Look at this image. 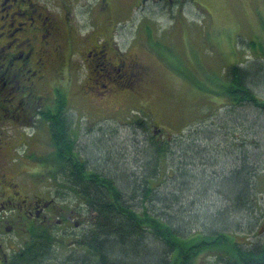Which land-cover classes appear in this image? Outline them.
<instances>
[{"label":"trees","instance_id":"1","mask_svg":"<svg viewBox=\"0 0 264 264\" xmlns=\"http://www.w3.org/2000/svg\"><path fill=\"white\" fill-rule=\"evenodd\" d=\"M105 1L106 3L104 0H97L95 8L91 11L94 34L90 43L99 50L104 49V57H98L94 62L87 55L80 57L79 50L89 42L88 39H76L72 50L78 55L59 57L55 72L57 74L50 81L53 87L49 92L51 95L44 94L43 110L36 109V115L43 123L44 129L43 135H40L43 145L40 147L38 159L41 158L43 168L52 169L53 180H58L59 186L68 189L76 201L73 204L65 200V197L60 200L58 192L54 195L52 192H46L43 196L52 200L51 203L56 208L59 206L58 218L68 223L69 231L62 226L57 229L56 223L39 227L40 231L29 227L26 241L17 248L18 255L8 264H264V240H258L256 243H249L247 239L236 240L237 235L231 231H236L239 226L233 223L234 230H227L229 224L226 226L225 221L228 213L225 210L217 211L215 220L214 216L207 218L208 225L211 224L203 229L188 228V222L186 223L184 218L172 216L169 194L164 192L168 188L165 180L169 178L166 175L169 174L171 164L169 155L175 152L172 149L178 143L176 139L183 140L193 134L197 135V132L193 129V123L183 127L177 138L168 135L164 138L162 128L159 132L155 126L150 129L148 124L152 122L154 125L155 122L149 107H154L153 98L156 96H153L154 90L149 84L154 82L155 77H150L149 66L140 62L142 59L137 51L128 49V54L123 56L116 51L113 35L124 21L121 13L118 12L121 18L116 17L114 0ZM152 1L132 0L128 7L130 12L132 8L147 10ZM155 1V10L160 13H165V6L174 2L169 0L165 4L163 0ZM260 21L263 27L264 15L260 17ZM143 28L145 31L153 30L150 26ZM150 32L147 33L149 39H145L143 43L157 52V47H163L164 43L156 32V37ZM261 41L258 36H252L247 43L240 42L251 51L253 61L258 60L261 66H251V62L247 66H243L242 62L233 63L223 67L216 75V81H213L216 85L214 94L224 98L221 105L225 116L223 122H230L232 119L226 124L231 127L232 137L245 138L243 134L246 130L244 135L254 138L252 144L255 142L257 150L260 148V138H257L254 132L255 121L249 123L246 120L242 124H233L232 115L240 117L241 108L246 107L250 108L254 115L261 117V120L264 118V97L257 95L251 86L255 83H259L256 84L258 86L264 84V42L262 41V44ZM165 46L168 48L167 44ZM153 51L149 49L148 52ZM138 64L145 68L139 67ZM81 72L86 73L84 81L80 80ZM48 73L50 70H47L45 75L48 76ZM105 86L112 88L116 96L121 97V101L126 103L125 107L131 103L140 105L139 100L145 103L142 105H147V109L143 110L144 118L135 119L133 122L137 127L133 131L138 132L137 140L148 141H145L147 147L143 148L142 153L146 148L151 150V153H145V163H139L137 159H126V149L123 148L113 155L109 140L104 139L99 130L106 125L94 128L101 133L96 134L90 128L88 133H85V136L91 134L88 138L94 142V147H90L89 143L84 147L75 143L72 132L77 135V127L82 131V123L73 117L69 108L77 106L87 112L92 111L95 105L97 111L102 109L105 114L114 111L100 98L101 93L107 90ZM33 91L40 93L38 88H33ZM35 92L31 93L36 94ZM168 94L157 98H165L163 102H166L171 100V93ZM37 95L42 96L41 93ZM69 104L71 106L68 108ZM156 105L158 106L159 102ZM199 108L201 109L200 106ZM65 117L69 118L71 123ZM201 120L204 121V118ZM200 125L204 127L206 123L202 122ZM146 131L149 135H146ZM200 132L208 131L204 129ZM134 146L137 144L131 143V147ZM115 156L119 162L112 161ZM252 158L256 160L255 156ZM125 159L129 161L130 167L125 164ZM228 168L223 176H219L221 192L218 190V193L222 194L224 191L222 200H228L233 204L234 210L243 212L245 205L249 209L258 203L255 191L257 169L254 168V161L245 155L240 159L233 158L232 165ZM46 172L48 174L49 170ZM172 173L175 172L172 170ZM176 183V191L178 190V195L181 194L184 199V192H188L186 179L182 177L177 179ZM204 189L208 191L205 187ZM180 196L174 200H178ZM234 200L238 203L233 202ZM83 211L90 216V222L86 226H83L80 220ZM74 221L78 224L80 222V226L75 228ZM67 239L70 240L67 242ZM150 243L154 247H149Z\"/></svg>","mask_w":264,"mask_h":264},{"label":"rangeland","instance_id":"2","mask_svg":"<svg viewBox=\"0 0 264 264\" xmlns=\"http://www.w3.org/2000/svg\"><path fill=\"white\" fill-rule=\"evenodd\" d=\"M40 1L46 4L51 11L56 14L59 13L58 16L63 15V10L68 11L70 19L80 27V30L74 31L81 34L91 31L92 26L89 25L88 12L91 14L90 6H92L93 11L97 0H87V2L85 0ZM80 1L85 3L84 6L76 8L75 5L77 6ZM114 1L116 17L121 18L118 15L119 12L124 21V24L117 28L118 34L122 35V38H118L123 44L121 45L122 48L124 47L125 51L128 49L137 51L138 56L142 59L140 62L150 68L151 76H149L155 77L154 82L149 84V87L154 90L153 96H156L155 98L152 97L155 100L153 101L155 102L154 107H149L155 124L153 125L151 122L148 126L151 130L153 126L158 130L162 128L163 131L161 130V132L164 138L167 135L177 138L178 133L189 123H193L195 126L193 129L197 132V135L193 134V136L183 140L176 139L178 143L172 149L175 152L169 155L171 164L169 165V174L166 173L169 178L166 177L165 180L168 188L164 192L169 194L172 216L184 218L185 222H188V228L203 229L204 226L211 224L208 225L207 218L214 216L215 220L216 212L225 210L228 213L227 222L225 221L226 226L229 224L227 230H234L233 223L239 226L236 231H231L237 235L236 240L245 241L247 239L249 243H256L258 240L263 241L264 118L261 120V117L254 115L253 111L246 107L241 108L242 115L240 114V117L236 114L232 115V117L234 116L233 124H242L246 120L249 123L255 121L254 132L257 134V138H260L259 150L256 149L255 142L252 144L254 138L244 135L246 130L243 131V137L246 139L232 137L231 127L226 125L232 119L230 122H223L225 116H223L224 108H221V105L224 98L214 94L216 85L213 81H216V75L223 67H228L233 63L242 62L243 66H247L251 62V66H261L258 64V60L253 61L254 56L251 51L247 50L240 42L247 43L252 36H258V40L264 42V26L262 27L260 24V17L264 15V0H181V2L174 0L170 5L165 6V13L155 10L157 7L155 0L148 4L147 10L132 8L131 12L128 3L132 0ZM163 1L166 4L169 0ZM51 11L49 14L58 18ZM148 26L153 27V30L147 31L154 37H156V32L164 43L163 47H157V52L143 43L145 39H149L147 34L149 32L143 28ZM165 44L168 45V48ZM149 49L153 52H148ZM259 62L261 63V61ZM256 84L259 83L251 86L256 90L257 95L264 97V84L259 86ZM168 92L171 93V100L163 102L165 98H157V96L169 95ZM109 100L103 101L105 105L114 108V111L108 114L102 112L98 115L95 105L91 109L94 112L90 110L85 112L77 106L70 107L73 117H78L83 124L82 131L77 127L75 143L81 147L89 143L90 147H94V142L88 138V135L90 137L91 134L85 136L88 130L93 129L96 134L102 132L104 139L109 140L113 155H116L123 148L126 149L124 154L126 159L129 161L137 159L139 163H145L147 161L145 153H151V150L146 148V151L142 153L143 148L147 147L148 141L147 139L141 140V142L137 140L138 135L136 133L138 132H133L137 127L134 126L133 122L136 121L135 119L138 120L143 117V110L147 109V105L145 106V103L139 100L140 105L131 103L125 107L126 103L121 101V97L110 96ZM157 102H159L158 106L156 105ZM142 103L144 104L142 105ZM101 116L105 117L101 118ZM202 118L204 121L201 120ZM202 122L203 124L206 123L204 127L199 126ZM103 125L106 126L101 128V132L100 129H94ZM204 129L208 132L201 133L200 131ZM21 133L25 134V130H21ZM26 133L30 134L31 131L26 130ZM256 134L254 135L255 138ZM146 135H149V132ZM19 137H21L20 133L16 135L11 131L7 132L6 140L8 142L19 143L24 141L15 149L14 154L16 156L12 163L8 162L7 165H18L23 170L15 180L24 186V192L31 196L29 198L32 201L39 200L41 204L48 200L41 195H45L46 192H52L54 195L58 192L60 200H64L65 197V200L74 204L75 196L65 187L59 186L57 184L59 181L52 178V169L43 168L41 158L36 157L39 155L38 141L34 140L28 144L25 136L21 139H18ZM145 141L147 142L145 143ZM131 143L137 144V146L131 147ZM31 153L36 154V156L29 158L27 155ZM243 155L254 161V168L257 169L255 191L258 203L249 209L245 205L243 212H237L231 202L222 200L225 196L224 191L222 194L218 193V190L221 192L219 176H223L224 171L229 169L233 158L240 159ZM254 156L256 160H253L252 157ZM3 159L0 158V161ZM113 159L112 161L119 162L116 160V156ZM126 159L125 164L130 167L129 161ZM36 162H38L37 167ZM121 164L122 161H120ZM47 170H49L48 174ZM137 170L139 171L140 168ZM172 170L175 173H172ZM182 177L186 179V190L188 191L184 192V199L181 194L178 195L180 192L176 191L177 188L175 187L177 185L176 180H180ZM30 181L33 182L34 190L37 189L41 194L39 199L37 196L28 193ZM203 186L208 191H205ZM178 196L180 198L174 200ZM233 202L238 203L237 200ZM10 210H5V213ZM85 211L82 213L87 215ZM20 212L23 213V210ZM5 213L2 214L5 215ZM17 220L18 228L16 231H4L5 225H3L4 232L0 234V241H6L8 238L16 239V233L20 235L23 221L19 218ZM68 240L70 239H67V242ZM148 246L154 247L152 243Z\"/></svg>","mask_w":264,"mask_h":264},{"label":"flooded vegetation","instance_id":"3","mask_svg":"<svg viewBox=\"0 0 264 264\" xmlns=\"http://www.w3.org/2000/svg\"><path fill=\"white\" fill-rule=\"evenodd\" d=\"M85 1L87 2V0ZM104 2L106 3L105 0ZM84 4L80 1L75 7L82 8ZM50 11L49 7L40 0H0V158H4L0 161V234L4 231H16L18 228L17 218L23 221L20 235L15 234L16 239L8 238L6 241H0V264L4 262L8 264L18 255L17 248L26 241L29 227L39 230V227L50 226L53 223L57 224V229L62 226L69 231L70 227L67 226L68 223L58 218L60 209L59 206L56 208L51 203L52 200L48 199L44 204H41L39 200L32 201L29 198L31 196L24 192V186L15 180L23 170L18 165H7V163H12L16 156L15 149L24 141L8 142L6 140L7 132L11 131L16 135L20 133L21 137L18 139L25 136L28 144L37 140L39 155L31 153L27 156L29 158L39 157L40 147L43 145L40 135H43L44 129L42 128L43 123L36 115V109L43 110L44 94L51 95L49 92L53 87L50 81L57 74L55 72L59 57H76L78 55L72 50L76 39L82 41L88 39L89 42L79 50L80 57L87 55L92 62L96 61L98 57H104V49L99 50L95 45L90 44L92 43L91 36L94 34L92 33L93 27L90 29L91 31L81 34L74 31L80 30V27L70 19L68 11L63 10L62 16L51 11L58 18L50 15ZM88 16L89 25L92 26L93 16L89 12ZM118 38H122V35H119L116 30L113 35L116 51L118 50V54L121 56L128 54L124 47L122 48L123 44ZM136 56L134 55V57ZM132 60L134 61V59ZM138 66L144 67L139 64ZM47 70H50L48 76L45 75ZM85 77L86 73L81 72L80 80L84 81ZM33 88H38L42 96L37 95L40 93L33 91ZM106 89L101 93V100L110 101V96L117 98L116 92L112 88L106 87ZM71 105L69 104L68 108ZM107 107L114 110V108ZM102 112L101 109L97 111V114ZM67 119L71 123L70 119ZM80 129L83 130V127L81 126ZM21 130H25V134H22ZM26 130H30L31 133H26ZM156 130L158 131V129ZM72 133L75 140L76 135L74 132ZM37 166L38 162H36ZM28 193L37 196L38 199L41 195L37 189L34 190L32 181L28 186ZM7 209L11 210L5 213ZM21 210L23 213L20 212ZM40 217L41 220H39ZM80 219L83 226L90 222V216L86 214L80 216ZM3 225H5L4 231ZM73 225L75 228L80 226L75 221ZM19 241L21 242L18 243Z\"/></svg>","mask_w":264,"mask_h":264},{"label":"bare ground","instance_id":"4","mask_svg":"<svg viewBox=\"0 0 264 264\" xmlns=\"http://www.w3.org/2000/svg\"><path fill=\"white\" fill-rule=\"evenodd\" d=\"M249 45V44H248ZM249 48V47H248Z\"/></svg>","mask_w":264,"mask_h":264}]
</instances>
